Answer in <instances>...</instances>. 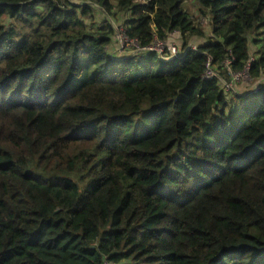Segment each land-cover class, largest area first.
<instances>
[{"label": "trees", "instance_id": "1", "mask_svg": "<svg viewBox=\"0 0 264 264\" xmlns=\"http://www.w3.org/2000/svg\"><path fill=\"white\" fill-rule=\"evenodd\" d=\"M80 1L0 0V264H264V0Z\"/></svg>", "mask_w": 264, "mask_h": 264}, {"label": "rangeland", "instance_id": "2", "mask_svg": "<svg viewBox=\"0 0 264 264\" xmlns=\"http://www.w3.org/2000/svg\"><path fill=\"white\" fill-rule=\"evenodd\" d=\"M71 1L75 4L81 3L80 0H71ZM191 4H193V3L189 2L186 6L187 13L192 18H196L197 20H199L197 22V26L202 30V32H204L203 38L205 40H213L214 38H213V35L211 33V28H210L211 25H210L209 17H205L203 23L201 24L200 20L202 19V17L197 13L196 6H193ZM188 7H189V9H188ZM105 17H107V16L102 15V14L96 15L97 22H96V25H94V26H99V25L103 24L105 22ZM108 21L110 24H112V27L114 29L113 44L109 48V52L111 54H113L115 58H127V57H131V56H135V55H142L144 58H146L148 56L147 53H139L134 47H128L127 46V40L121 32L122 30H125L124 17L123 16H121L119 13H117L114 16H112L111 18L108 17ZM249 39H250V43H251L249 46L250 54H254V52L256 51V45L253 43V41L258 39V37H256L255 35H250ZM201 40H202V38L199 40V42ZM180 42L181 41L179 40L178 36H173L170 38V41L167 43L168 45L166 48L158 47L157 49L153 50V51H155L154 54L156 56H158L159 59L161 58L162 60L165 61L168 59L169 49H170V54L172 55L173 50L176 47H178ZM199 42H196V43H193L189 46H186V47L182 48V50L179 48V50H181L182 53H184L185 51H187L189 49L196 50L197 49V43H199ZM173 59H176V57L173 56L171 58V60H173ZM171 60H169V61H171ZM239 81L240 80L237 79V82H239ZM235 87L240 93H243V92L249 90L247 81H245L244 84H241V85H238Z\"/></svg>", "mask_w": 264, "mask_h": 264}, {"label": "built area", "instance_id": "3", "mask_svg": "<svg viewBox=\"0 0 264 264\" xmlns=\"http://www.w3.org/2000/svg\"><path fill=\"white\" fill-rule=\"evenodd\" d=\"M121 32H122L123 36L126 38L127 43H131V45H133V46H135V47L138 48V46H137L136 43H132V42L129 41V39H128L127 35H126V31H125V30H122ZM167 45H168V44L161 43V42H158V41H157V42H155L154 45H152V46H150V47H147V48H138V50H140L139 52H143V51H144V53H146V52H148V53H152V52H155V51H153L154 49H157L158 47L166 48ZM127 46H128V47H131L129 44H127ZM135 47H134V48H135ZM136 50H137V49H136ZM138 50H137V51H138ZM192 50H193V49H192ZM181 55H182V53L179 51L178 47H176V48L173 50V54H172V55L170 54V49H169L168 59L165 60V61H169V60H171V58H172L173 56H175L176 58H179V57H181ZM173 60H174V59H173ZM208 75H214L213 71H209V72H208ZM207 79H208V78H207Z\"/></svg>", "mask_w": 264, "mask_h": 264}, {"label": "crops", "instance_id": "4", "mask_svg": "<svg viewBox=\"0 0 264 264\" xmlns=\"http://www.w3.org/2000/svg\"><path fill=\"white\" fill-rule=\"evenodd\" d=\"M111 54V53H110ZM111 55H113V54H111ZM114 56V55H113Z\"/></svg>", "mask_w": 264, "mask_h": 264}]
</instances>
